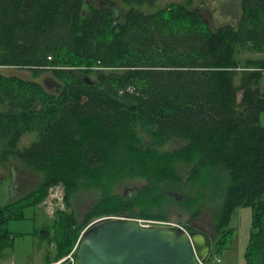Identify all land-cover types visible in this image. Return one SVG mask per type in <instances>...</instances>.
<instances>
[{"label":"trees","instance_id":"obj_1","mask_svg":"<svg viewBox=\"0 0 264 264\" xmlns=\"http://www.w3.org/2000/svg\"><path fill=\"white\" fill-rule=\"evenodd\" d=\"M118 1L129 8L119 17L87 0H0V68L49 72L63 86L55 94L0 75V165L19 161L43 180L0 208V252L12 241L3 227L56 185L68 209L81 189L101 197L82 222L57 213L58 253L47 264L71 253L94 221L157 208L179 189L192 205L205 195L219 204L211 254L228 248L233 212L251 209L245 264H264V58H238L264 55V0H239L237 25L217 34L191 12L200 0L154 12L146 9L159 0ZM28 134L36 140L20 148ZM171 140L182 145L166 150ZM133 180L144 182L134 196L114 193Z\"/></svg>","mask_w":264,"mask_h":264},{"label":"rangeland","instance_id":"obj_2","mask_svg":"<svg viewBox=\"0 0 264 264\" xmlns=\"http://www.w3.org/2000/svg\"><path fill=\"white\" fill-rule=\"evenodd\" d=\"M99 2L100 0H88ZM117 5L121 14L128 11V7L118 0H113ZM221 7L226 8L224 16L227 20H237L240 7L239 0H220ZM224 3V4H223ZM185 0H159L156 5L147 11H157L169 5H183ZM225 6V7H224ZM221 9V10H222ZM231 21V22H232ZM238 58L240 60L264 58V55L252 53L250 51H241ZM0 75L4 77H18L23 80H31L35 83L44 85L47 78H53L49 72L43 73L38 77H33L29 71L19 70L15 68H0ZM93 79V77H91ZM260 126L264 128V113L260 119ZM36 140L35 134H28L20 143V148L28 147ZM182 145L177 140H171L166 145V150H173ZM14 169L16 175H12L11 169ZM14 178V179H13ZM23 186H20V182ZM41 175L34 173L30 168L26 167L19 161H10L7 164L0 165V208L9 206L11 203L23 198L25 195L34 191L39 184L42 183ZM16 187L11 191L13 185ZM21 182V183H22ZM144 185L141 180L124 181L117 185L114 189L116 195H123L125 189L140 188ZM16 191H19L16 194ZM192 191V189H191ZM169 199H165L156 208L143 211L134 208L131 213L121 215V218H134L135 220H146L142 217L159 216L167 221L176 224L185 229H193L195 232L204 234L210 243L214 244L218 239L216 233V225L218 223L219 204L212 203L205 191V196L198 201L196 205H192L189 201H185L186 192L179 189H170L167 191ZM71 208L66 207V191L62 185H56L49 189L46 198L35 208L26 209L24 211V220L9 221L2 229V235L5 233L12 237V241L4 246L0 252V264H47L48 254L56 257L58 236H55V230L52 225L58 220L57 213L65 212L67 214H75L77 219L82 222L89 207L96 199H100L101 193L97 189H81L70 196ZM115 218V217H111ZM106 219V218H103ZM102 220V219H100ZM96 220L94 222H97ZM92 224V223H91ZM89 224L87 228L91 225ZM252 225V210L249 208H240L233 212L230 229L233 230L230 236V244L226 250L220 254H211L210 261L220 260L222 264H245L244 254L249 242L250 231ZM86 228V229H87ZM83 230L82 234L85 232ZM41 230H49L51 232L48 244L47 239H42L39 235ZM79 238V241L81 239ZM57 240H56V239ZM78 241V242H79ZM78 244V243H77ZM77 245L67 256L63 257L59 262L61 264H73L75 259ZM221 264V263H220Z\"/></svg>","mask_w":264,"mask_h":264},{"label":"water","instance_id":"obj_3","mask_svg":"<svg viewBox=\"0 0 264 264\" xmlns=\"http://www.w3.org/2000/svg\"><path fill=\"white\" fill-rule=\"evenodd\" d=\"M103 5L116 8L113 0ZM220 0H200L191 12L213 33L217 34L236 21L227 20ZM232 21V22H231ZM86 82L88 77H84ZM44 88L59 94L63 86L47 78ZM139 189H126L125 198ZM211 255L208 238L177 228H144L134 218H106L93 222L77 244L73 264H202Z\"/></svg>","mask_w":264,"mask_h":264},{"label":"built area","instance_id":"obj_4","mask_svg":"<svg viewBox=\"0 0 264 264\" xmlns=\"http://www.w3.org/2000/svg\"><path fill=\"white\" fill-rule=\"evenodd\" d=\"M263 76H264V71H263ZM142 227L144 228H169V229H177V228H181L182 227L167 222V221H163V220H136ZM211 256V255H210ZM210 256L208 257V259L202 263V264H220V260H217L216 262L210 261ZM72 261L74 262V260L72 259ZM57 264H61V263H57Z\"/></svg>","mask_w":264,"mask_h":264},{"label":"flooded vegetation","instance_id":"obj_5","mask_svg":"<svg viewBox=\"0 0 264 264\" xmlns=\"http://www.w3.org/2000/svg\"><path fill=\"white\" fill-rule=\"evenodd\" d=\"M104 1L105 0H100L99 2H95V1H88L87 0V4L88 5H94V6H96V7H98V8H102V7H104V8H110L109 6H107V5H103L104 4ZM224 4V3H223ZM111 9V8H110ZM112 10H114V12H115V15H118V17L119 16H121L122 14L120 13V11L118 10V7H117V5H116V8L115 9H112ZM223 11L224 12H226V8H223ZM237 25V24H236ZM232 26V25H231ZM22 182V181H21ZM20 182V186H23V182L21 183ZM14 183V182H13ZM134 189H138V188H134ZM19 191H16V194L18 193ZM126 192V189H125V191H124V193Z\"/></svg>","mask_w":264,"mask_h":264},{"label":"crops","instance_id":"obj_6","mask_svg":"<svg viewBox=\"0 0 264 264\" xmlns=\"http://www.w3.org/2000/svg\"><path fill=\"white\" fill-rule=\"evenodd\" d=\"M221 264H222V262H221Z\"/></svg>","mask_w":264,"mask_h":264}]
</instances>
